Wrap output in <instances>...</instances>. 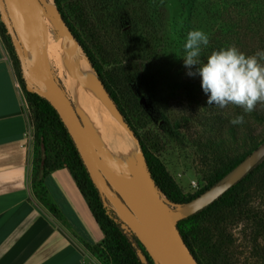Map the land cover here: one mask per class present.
<instances>
[{
  "label": "rangeland",
  "instance_id": "374dc122",
  "mask_svg": "<svg viewBox=\"0 0 264 264\" xmlns=\"http://www.w3.org/2000/svg\"><path fill=\"white\" fill-rule=\"evenodd\" d=\"M3 1L23 48L32 83L44 91L45 82L53 77L65 90L63 77L53 61H45L27 40L22 19L16 7L11 4L12 0ZM36 1L41 6L52 3V0ZM121 2L126 14L139 18L137 27L141 39L148 42L149 49L137 58L136 55L123 57L122 60L133 64L128 68L114 69L110 72L105 65L104 70H109L110 77L122 78L117 90L133 127L182 192L191 194L206 184L212 170L217 168L224 158L219 152H212L200 146L211 141L215 142L221 135H225L228 126L231 125L230 121L238 115H244L245 118V123L236 127L239 136L247 130L264 135V120L245 114L242 108L235 105L220 109L207 104L208 97L201 88L200 77L198 75L189 77L186 74L188 69L184 67L183 44L187 33L192 30H202L209 36L210 43L203 48L202 61H206L213 51L233 45L240 52L253 55L258 50H264V0H118L119 4ZM57 23L59 24L58 20ZM97 26L101 31L109 32L111 29L108 36L116 44L117 38L108 24H97ZM64 34L66 35V32ZM101 55H104V52ZM14 68L19 71L17 63ZM192 71H195V67ZM19 87L22 91L20 84ZM65 94L70 98L67 93ZM25 101L30 121L31 187L38 198L36 193L38 188L34 182L44 170L41 169V160L49 156L47 167L52 165L53 149L49 142L48 147L46 145L47 148H43L34 137L32 113ZM256 106H262L264 109L262 103H257ZM77 116L88 147L109 188L121 198L122 203L139 223L141 220L145 223V215L139 210L140 192L136 190L134 194L132 190L125 191L111 170L100 167L99 162L102 161V157L87 136L89 127L78 114ZM128 131L134 138L131 131L129 129ZM134 140L138 147L135 138ZM244 150L243 147H238L236 152L242 153ZM144 174V181L150 185L157 200L166 206L165 216L183 206L175 205L165 198L150 181L145 165ZM123 175L124 173L120 172V177ZM225 179L226 177L223 180ZM257 188L251 187L248 206L264 214V189ZM122 227L127 230L123 225ZM254 230H256L254 225L245 221H240L227 229L226 234L229 237L217 264H264V230L263 232L258 231L261 229ZM107 248L103 241L98 244V250L100 249L101 252L96 259L100 264H111ZM168 253L172 257L177 255L181 258L188 257L185 249L184 254L181 251Z\"/></svg>",
  "mask_w": 264,
  "mask_h": 264
},
{
  "label": "trees",
  "instance_id": "16d2710c",
  "mask_svg": "<svg viewBox=\"0 0 264 264\" xmlns=\"http://www.w3.org/2000/svg\"><path fill=\"white\" fill-rule=\"evenodd\" d=\"M52 3L60 21L94 71L106 96L136 139L148 177L169 202L184 205L208 187L216 185L264 140V135L254 134L251 130L239 136L237 125H229L226 134L221 135L217 141L200 146L222 154L224 157L222 163L212 170L204 186L191 194H184L163 164L148 150L128 118L117 90L122 78L110 77L108 73L109 70L110 72L114 69L122 70L133 65L122 60L123 57L136 55L137 58L148 51V42L141 39L137 27L139 18L126 14L122 2L119 4L118 0H52ZM97 24H108L113 29L117 38L116 44L108 36L111 29L109 32L101 31ZM0 36L14 68L17 61L1 22ZM102 52L104 55H101ZM105 65L109 70H104ZM14 72L31 109L34 137L43 148H47L49 142L53 149L52 165L47 167L49 156L41 160V169L44 170L40 174L47 169L61 166L69 171L102 232L101 242L108 247L111 264H154L134 236L128 230H124L107 202L98 195L54 109L44 98L26 91L19 71L14 68ZM249 114L255 119L264 120L262 106H256ZM238 147L245 150L238 153L236 152ZM34 183L38 188L36 189L38 199L46 204L40 178L37 177ZM254 186L258 187L257 189H264V156L211 203L176 222L175 231L195 264H217L229 237L226 234L227 229L240 221L249 222L256 228L254 231L261 229L258 231L263 232L264 214L248 206L250 189ZM113 194L122 202L117 194ZM90 249L95 257L101 252L98 245L91 246Z\"/></svg>",
  "mask_w": 264,
  "mask_h": 264
},
{
  "label": "crops",
  "instance_id": "0c3cea01",
  "mask_svg": "<svg viewBox=\"0 0 264 264\" xmlns=\"http://www.w3.org/2000/svg\"><path fill=\"white\" fill-rule=\"evenodd\" d=\"M24 101L0 36V264H100L90 248L103 235L69 171L39 176L46 204L33 193Z\"/></svg>",
  "mask_w": 264,
  "mask_h": 264
},
{
  "label": "bare ground",
  "instance_id": "6f19581e",
  "mask_svg": "<svg viewBox=\"0 0 264 264\" xmlns=\"http://www.w3.org/2000/svg\"><path fill=\"white\" fill-rule=\"evenodd\" d=\"M11 4L22 19L29 43L45 61H53L63 77L64 93L70 96L76 114L89 127L87 136L102 157L100 166H110L125 191L140 192L139 210L146 218L145 228L140 223L143 236L157 242L171 264H194L189 256L169 255L168 252L173 251L184 254L185 248L175 230L166 226V206L157 200L150 185L144 181V162L134 138L104 93L79 46L62 25L53 4L41 6L36 0H12ZM113 164L121 169L123 176L114 170Z\"/></svg>",
  "mask_w": 264,
  "mask_h": 264
},
{
  "label": "water",
  "instance_id": "95a60500",
  "mask_svg": "<svg viewBox=\"0 0 264 264\" xmlns=\"http://www.w3.org/2000/svg\"><path fill=\"white\" fill-rule=\"evenodd\" d=\"M0 22L5 30L6 35L8 36L10 46L16 58L24 89L44 98L54 109L77 152V155L88 175L89 180L96 189L98 195L107 202L121 224L134 236V238L143 247L147 256L154 264H171L168 260V257L166 256V253L159 246V244L143 236L140 231V223L109 188L106 178L100 171L96 160L88 147L81 123L73 108V105L59 83L53 77L48 78L45 82L44 91L38 89L34 83H32L22 46L10 22L3 0H0ZM263 156L264 140L256 148L250 151L225 176V180H223L225 178L224 177L219 183L208 187L199 195L185 203V205L180 207L178 210L166 215V226L169 225L175 230L174 227L178 220L202 209L215 200L227 188H229L243 175H245L248 170H250Z\"/></svg>",
  "mask_w": 264,
  "mask_h": 264
},
{
  "label": "clouds",
  "instance_id": "9594fccd",
  "mask_svg": "<svg viewBox=\"0 0 264 264\" xmlns=\"http://www.w3.org/2000/svg\"><path fill=\"white\" fill-rule=\"evenodd\" d=\"M209 43L210 38L204 31H189L182 58L188 69L186 74L200 77L201 88L208 97L207 104L220 109L235 105L245 114L253 112L257 103L264 104V50L249 56L233 45L213 51L202 61L203 48ZM230 123L234 126L244 124V115L236 116ZM112 166L119 174L121 169L116 164Z\"/></svg>",
  "mask_w": 264,
  "mask_h": 264
},
{
  "label": "built area",
  "instance_id": "2783aa9c",
  "mask_svg": "<svg viewBox=\"0 0 264 264\" xmlns=\"http://www.w3.org/2000/svg\"><path fill=\"white\" fill-rule=\"evenodd\" d=\"M26 112H28L27 107L25 106Z\"/></svg>",
  "mask_w": 264,
  "mask_h": 264
}]
</instances>
